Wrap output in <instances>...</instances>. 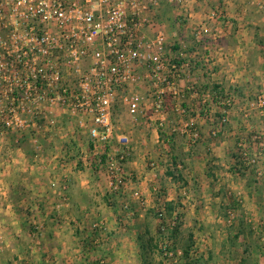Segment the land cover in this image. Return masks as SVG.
Instances as JSON below:
<instances>
[{"label": "rangeland", "instance_id": "obj_1", "mask_svg": "<svg viewBox=\"0 0 264 264\" xmlns=\"http://www.w3.org/2000/svg\"><path fill=\"white\" fill-rule=\"evenodd\" d=\"M230 1L232 6L228 12L232 17L238 13L244 17L235 20L226 15L225 10L224 18L213 22L202 20L192 28V33H195L197 27L203 24L209 28L210 32L205 34L204 42L201 44H197L192 36L193 41L189 47L196 50L194 61H198L197 53L200 52V48L203 51L201 59L208 55L204 47H209L206 44L209 36L211 38L216 33L212 30L213 23L221 27L226 26L229 33H227L228 36L224 35L217 41L221 51H219L220 55H217V60L214 61L215 65L211 55L212 64L209 65L211 68L203 71L205 74L202 72L205 75V84L196 80L197 73H193L191 69L185 70L183 75H189L192 78L191 81H196L187 84L189 92L184 90L186 86L181 88L177 82V88L184 90L181 92L183 97L173 98L168 91L164 90L165 94L162 98L165 100L163 102L165 107L156 111L149 83L143 77L144 73L146 74L143 69L136 83L125 90L127 95L133 94L138 97L136 113L130 114L128 107L121 101L116 103L113 111L114 138L106 151L119 168L120 184L109 177L105 160L102 159V166L95 163V156H92L89 150L88 136L76 133L74 124L68 119L67 123L64 119L65 124L62 128L37 135L42 137L41 151L37 155H34V151L24 142L25 140L20 149L14 148L15 145L10 138L3 148H0V181L13 167L16 169L26 166L10 164L11 159L19 161L20 158L27 159V155L32 158L44 156L43 161L56 165L53 168L51 164L47 170V173L52 175L49 176V188L56 196L55 211L53 210L55 218L49 214L45 221L57 223L61 221L69 223L70 227H75L77 218H80L79 214L68 216L67 220L58 218L62 210L71 207L72 201L77 211L92 214L89 224L91 238L86 241L70 239V245L64 249L63 260L66 262L62 261L61 264H82L81 261L86 262L92 251L105 250L107 243L103 235L108 233L105 231L108 221L113 223L114 229L107 235H111L115 240L121 239L117 241L119 247H115L112 255L113 264L117 263L116 260H121L120 252L133 250L137 256L136 264H264L262 224H259L260 220L253 222L251 219H248L249 224H246L248 227L238 224L234 211L244 205L243 194H234L227 186V181L244 178L241 177L243 175L248 177L245 179L247 184L257 182V179L254 180L255 177L249 176L251 169L246 168L238 173L235 157L242 149L250 158L256 159L257 167L264 162V105L259 106L256 102L258 97L264 99V14L254 5L257 0ZM219 8L225 9L224 5ZM179 12L178 9L176 19L172 21L177 33L179 32L177 29L181 30L187 22V17L180 16L182 14H178ZM257 12L260 14L258 21L252 22L251 18H247L249 16L246 14L254 13L258 16ZM159 16L160 8H158L155 24L160 27L162 25L161 30L166 33L165 30L171 27V23L163 16L160 21ZM171 32H168V35ZM235 35L238 36L236 42L239 41L240 45L250 40L255 45L256 52L253 53L254 58L251 54L247 57L248 59L243 58L245 62H241L242 66L235 69L234 77L230 70L221 66V60H226L225 56L228 57L227 42H230V46L233 45ZM218 69L221 72L215 79V74L218 73L215 70ZM228 73L232 74L234 82L224 80L227 75H230ZM213 84L223 87L225 96L223 102H230L228 111L223 112L220 107L212 103L211 93L203 91L205 85L211 88ZM191 87L194 88L193 92L190 90ZM195 91L197 94H194ZM223 113L225 117L220 121L218 116ZM259 127H262L263 131ZM159 130L163 135L162 138L158 135ZM173 134L177 144L171 151L167 138ZM251 140L253 142L249 143ZM189 152L190 157H185V153ZM172 154L176 155V159L183 160L177 172L174 171L175 178H170L165 173L172 167ZM55 174H57L56 177L53 176ZM97 177L104 178L106 186L104 187L103 184L95 188L90 186L89 193L82 197L80 203H76V198L70 194L73 183L76 180L79 182ZM64 180L68 181L67 188L65 191H60ZM216 180L218 182H215ZM52 182L55 183L54 187L50 186ZM4 197L0 196V264H27L23 258L12 259L15 256L12 252L13 247L8 244L5 246L3 243V240L9 236V232L2 227L14 223L12 227L15 228L18 225L20 229L26 223L25 236L28 235L29 239L36 242L41 236L36 216L32 213L26 222L24 215H11L12 204L7 207L8 199ZM223 204L230 209L223 210L224 223L221 228L211 222L206 225L198 222V209L216 206L224 208ZM160 211L163 212L162 219L157 216ZM139 215H141L140 218ZM205 216L212 217L213 214ZM100 223L99 228L93 227ZM237 230L240 234H248V240L252 244L244 245V237L237 241L232 238L236 237L237 234L234 233ZM72 231V236L79 237L76 235L79 231L77 228H72ZM20 232L22 231L15 230L17 236ZM80 233L82 236L83 230ZM261 238L263 240H260ZM122 241H125L124 244ZM35 245L33 249H39L40 246ZM23 249L32 251L30 248ZM243 251H247L249 256L252 254L256 260L250 258L248 261L246 259L243 261ZM100 261L107 264L105 256L94 257L90 264H100ZM35 264H38L37 261ZM43 264L51 263L43 262Z\"/></svg>", "mask_w": 264, "mask_h": 264}, {"label": "built area", "instance_id": "obj_2", "mask_svg": "<svg viewBox=\"0 0 264 264\" xmlns=\"http://www.w3.org/2000/svg\"><path fill=\"white\" fill-rule=\"evenodd\" d=\"M209 1L205 20L224 18L219 0ZM254 5L264 14V0ZM159 7L160 0H0V148L14 137L15 148L25 140L37 155L42 138L37 135L62 128L68 119L76 133L88 136L95 163L105 160L109 177L120 184L119 168L106 149L114 138L116 103L130 114L138 108V97L125 90L143 69L156 111L165 107L164 90L173 98L189 90L177 88L189 65L167 56L168 39L155 24ZM208 33L198 26L197 44ZM205 57L206 71L212 63ZM256 102L264 105L262 97ZM235 158L238 173L257 167L243 149ZM157 216L162 219L163 212Z\"/></svg>", "mask_w": 264, "mask_h": 264}, {"label": "crops", "instance_id": "obj_3", "mask_svg": "<svg viewBox=\"0 0 264 264\" xmlns=\"http://www.w3.org/2000/svg\"><path fill=\"white\" fill-rule=\"evenodd\" d=\"M219 3L222 6L224 5V8L226 10V15L230 16L231 18L232 15L230 14V12H228V10L231 8L232 2L230 0H225V1L219 0ZM207 4H211L209 0H185L182 5L175 4L171 0H160V7H159L160 8V16H159L160 21H161V16H163L164 18H166V20H168L169 23H171V27L168 30L167 29L165 30L166 32L165 35L168 39V47L166 48L167 56H169V58H171L172 60L179 59L181 60V62L182 61L187 62V64L189 65L188 71L191 69L193 73H197L195 75L196 80H198L200 83H203V84H205L206 82H204L205 73L203 72L205 71L204 70L205 66L202 65L203 63L201 60V57L203 56L202 48H200V52L198 51L197 53L199 55L198 61H194L193 59H194L196 50L194 51V48L189 47V46L193 41L192 36L194 35V33H192V28H194V26H197L200 23V21L205 20V15L208 12L206 8ZM251 4L253 5V3ZM178 9L180 10L178 14H182L180 16L187 17L186 18L187 22L185 23V25H183L181 30L177 29L179 31L177 33L175 32L176 29H174V25H172V21H175L176 19L175 16L177 14L176 12L178 11ZM246 15L249 16L247 18L252 19V22H255L256 20L258 21V17L260 14L258 13L257 14L258 16L254 15V13H251V14L248 13ZM242 17L244 16L242 15ZM242 17L238 13V14L233 15L232 18H234L235 20H238V19H241ZM213 24H214L213 25L214 29L212 30L216 31V33L213 36H211V38L209 36V41L206 43L209 45V47L205 46L204 48L205 50H207L205 53L208 54L207 56H209L211 61L212 59L210 56L212 55L213 63H214V61L217 60V55L218 56L220 55L219 51H221V49L218 48L217 46L219 45L217 44V41L221 40L223 38L222 36L224 35L225 37L228 36L229 33H228V29L226 26L221 27L220 25L218 26L215 23ZM160 29H163L162 25ZM168 32H171V34L168 35ZM148 38H150V33L148 35ZM233 38H231L233 39V43H232L233 45L230 46L229 45L230 42L229 43L227 42L228 45L226 46V48H227L228 57L225 56L226 60L224 59L221 60L222 62L221 66H224L223 67L224 69L230 70V73H232L233 76L235 77L234 75L235 69L240 68L242 66L241 62H245L243 61L245 60L243 58H247L250 54L254 58L253 53L256 51H254L255 45L250 40L249 42H246L245 44L240 45L239 41L236 42V39H238V36L235 35ZM174 41L176 42L175 44H174ZM255 59H257V57H255ZM219 69L215 70L216 73L218 72L217 74H215V79L221 72L219 71ZM232 74L227 75L224 80H226V82H231V81L234 82L235 79L232 78ZM191 79L192 78H190L189 75L187 76L183 75L182 79L178 81V86L183 88V86H187V84L189 83L196 82L195 80L191 81ZM249 116L253 118L252 115H249ZM255 127L256 126H251L250 128H255ZM250 128H248V130H250ZM259 128L261 131H263L262 127H259ZM11 141H14V137H11ZM252 142L253 141L251 140L249 143H252ZM217 157L219 158V156ZM44 159H45L44 156H41L38 158L36 157L32 158L30 157V155L29 156L27 155V159L20 158L19 161L17 159H11L10 164H22V166L24 165L26 166L25 168L17 167L16 169L13 167L12 169L8 170V172L6 173V176L2 178V181H0V196L3 195L5 196L4 198L7 197L8 200H6V202L9 204L7 207H10V205L12 204L11 205V208H12L11 215L13 216L24 215L26 216L25 219L23 216L21 217H23V219L27 222V219H30L29 216L32 213H34L36 216V220L39 225L40 231H41L40 238L38 239V241L35 242L29 239L28 235L25 236L24 234L27 229L26 223L25 225H22L20 229L18 228L19 227L18 225H16L15 228L12 227L14 226V223H11L10 225H6L5 227H2V229H5L6 231L9 232V236L3 240V243L5 246L8 244L9 246L13 247L12 252L15 254V256L12 257V259L14 260L15 258L17 259L23 258V260H25L27 264H35L36 261L38 264H43V262L45 263L47 262L51 264H61L63 262H66L63 260L64 253H65L64 249L66 246L70 245L71 243L70 239L75 240V241L82 239V241L84 240L86 241L91 238V235H90L91 233H89L90 232L89 224H90L92 214L90 212L88 213L85 212L84 214V212H82L81 210L77 211V208L73 207V204H74L73 201L69 209H66V210L64 209L59 213L58 218H63L67 220L68 216L79 214L80 218H77V222L74 225L75 227L71 226L73 229L77 228L79 230L77 234L75 232V234L78 235L79 237L72 236L73 231H72V228L69 226V223H65L61 221L59 223L54 222V221H51V222L47 220L45 221L47 215L52 214V216H54L53 210L55 209L56 196L53 193V191L49 188V180H50L49 176H52V175H49V173H47V170L49 169L51 164L53 165V168H55L56 165L51 162L43 161ZM251 171L252 172L249 176L255 177L254 180L257 179V182L253 184H250L249 182L247 184L246 183L247 180L245 179H247L248 177L243 175L241 177H244V178H238V179H241L239 181L237 178H234L231 181H227L228 182L227 186L230 187V189L232 190V192H234V194H243L242 198L244 199V202H243L244 205H242L239 210L234 211L235 212L234 214L235 216H237V220L239 222L238 224L247 226L249 224L248 219H251L253 222H255L256 220H260L259 224L260 225L262 224V228L264 229V190H262L264 189V162H262L260 166L257 167L255 170H251ZM53 176L56 177L57 174ZM215 182H218V180H216ZM102 184L104 185V187L106 186L104 178H101V177L91 178L89 180L85 179L79 182L78 180H76L72 185L70 194H72V197L76 198L75 199L76 203H80L82 197L85 194L89 193L90 186H92V188H95V186L100 187ZM104 187L102 186V188ZM205 208L206 207H204L202 210L201 209L197 210L198 211L197 213L199 215L198 222H201L202 224H205V225L206 223L211 222L215 226L221 228V226L224 223V211L223 210H229L230 208L225 207V206L224 208H222L221 206H216L213 208L208 207L206 209ZM210 213L213 214L212 217L205 216L206 214H210ZM140 217L141 215H139V218ZM228 222L230 223V221ZM7 226H10V227H7ZM113 229H114L113 223L111 221H108V225H106V228H105V231H107L108 233H105L103 235L105 242L107 243L106 249L102 251H100L99 249L92 251L88 255V258H87L88 260L86 262L81 261L82 264L83 262L90 264L91 260L97 256H105L107 264H113L112 255L115 252L114 250L115 247L116 246L119 247L118 245L119 242L117 241L121 240V239L115 240L111 237V235H107L109 234L110 230H113ZM15 230L17 232L21 230L22 232H20V235L17 236V234L15 233ZM82 230H83V233L81 236L80 232H82ZM234 234L235 235L237 234L236 237L234 236L233 237L231 236V237L234 238L236 241L239 238L244 237V243H243L244 245L249 246L250 244H252V242L248 240L249 238L248 234H244V235L240 234L238 230ZM263 234H264V231H263ZM260 240H263V238H261ZM124 242L125 241H122L123 244ZM233 243L234 242L232 240V244ZM35 244H38L40 246L38 247L39 249L37 250L33 249V247L36 246ZM23 248H30L32 249V251L28 252L27 249H23ZM243 252H244L243 261L245 259L248 261V259L250 258L251 260L253 259L256 260V258H254L252 254H250L249 256L247 251H243ZM120 253L121 255L119 256L121 260L120 261L116 260L117 263L136 264L137 256H135L134 250L131 252L125 251V252H120Z\"/></svg>", "mask_w": 264, "mask_h": 264}, {"label": "trees", "instance_id": "obj_4", "mask_svg": "<svg viewBox=\"0 0 264 264\" xmlns=\"http://www.w3.org/2000/svg\"><path fill=\"white\" fill-rule=\"evenodd\" d=\"M204 86V85H203ZM202 86V87H203ZM204 92H208V93H211V100H212V103H214L215 105H217L218 107H220L223 112H226L230 109V102H223V100L225 99V96H224V89L222 86L218 85V84H213L212 87H208V86H204ZM227 100V98H226ZM225 115L224 113L219 115L218 116V119L221 121L222 119H224ZM65 124V121L63 120L62 121V125ZM158 135L160 138L163 137L161 131L159 130L158 131ZM167 143L171 149V151L174 149V147L176 146V141H175V135L173 134L172 136H170L169 138H167ZM184 154V153H183ZM191 153H185V157H190ZM171 169H167L166 170V175L170 178H175V173L174 171L177 172L178 170V166L180 165V163H183V160H181L182 158H179V159H176V155H171Z\"/></svg>", "mask_w": 264, "mask_h": 264}]
</instances>
